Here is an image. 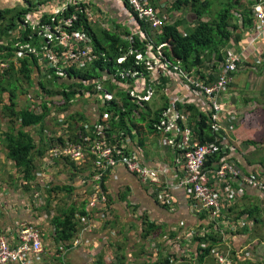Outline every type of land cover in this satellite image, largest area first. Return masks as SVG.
<instances>
[{
	"label": "crops",
	"instance_id": "crops-1",
	"mask_svg": "<svg viewBox=\"0 0 264 264\" xmlns=\"http://www.w3.org/2000/svg\"><path fill=\"white\" fill-rule=\"evenodd\" d=\"M53 1L60 5L64 0H46L44 4ZM156 1H152V5L159 12ZM44 4L38 6L32 25L59 7L51 10L47 6L43 10ZM256 6L264 10V0ZM90 8L95 13L96 27H100L103 13V16L107 15L103 19L106 22H110L109 16H118V25L132 31L129 38L150 39L160 49L153 40L155 32L148 27L149 36L139 30L134 13L125 0H90ZM170 13L173 14L168 12L163 17L159 12L164 25L183 21L182 12ZM169 19H173V23L170 24ZM29 21L23 19L22 29ZM189 28L184 25L179 31ZM242 29L237 31L241 40L232 41L234 46L227 50L228 55H239L240 64L237 72L229 76L218 103L226 116L224 126L231 130L225 136L226 144H230L229 159L243 175L258 179L264 178V117L261 108L264 106V32L254 21ZM146 49L147 43L141 51ZM204 69L206 74L213 72L216 81L223 67L217 71L208 67ZM165 73L162 70V76L148 75V79L131 81V90L146 97V101L137 105L139 113L125 117L128 128L125 127L124 137L115 133L113 136L116 137L106 141L119 146L143 166L163 171L165 176L162 178L166 180L160 184L143 182L138 175L119 164L102 181L100 191L103 197H100L95 194L93 160L87 157L83 164H76L70 160L51 159L48 149L42 157L34 156L36 178L30 182L29 190L20 170L0 146V236L6 237L12 248L17 247L20 225L25 223L35 227L41 237L43 253L34 260L35 264H218V257L225 258L226 264L264 263V197L257 190L243 188L233 197V205L224 209L219 217H213L210 212L193 208L182 188V157L165 141L174 133L157 130V113L167 111L170 118L167 120L191 128L194 142L200 143L197 119L194 120L193 116L198 118V114L204 113L211 117L213 101L199 91L185 89L183 80L175 73ZM79 94L72 100V110H79L90 118V122H80L81 125L93 126L95 113H99L95 110L97 98ZM177 115L186 118V126L180 118L175 122ZM63 129L56 131L58 129L54 128V135L60 136ZM31 133L37 141V134ZM248 140L255 143L249 144ZM230 186L239 188L237 182H231ZM105 203L110 207H107L108 211L104 208ZM81 209L85 210V215L77 214ZM253 209L254 213L251 212ZM73 211L78 221L77 232L71 241L56 243L53 219ZM148 223L154 228L149 230ZM204 236L207 241H201ZM209 247L212 249L206 253L204 250Z\"/></svg>",
	"mask_w": 264,
	"mask_h": 264
},
{
	"label": "trees",
	"instance_id": "trees-1",
	"mask_svg": "<svg viewBox=\"0 0 264 264\" xmlns=\"http://www.w3.org/2000/svg\"><path fill=\"white\" fill-rule=\"evenodd\" d=\"M21 1L23 8H11L7 0H0L2 3L0 5V60L7 63L6 68L0 69V146L4 147L7 158L14 162L20 170L23 175L22 179L30 190L29 184L36 178L35 155L42 157L48 148L63 144L66 139L83 145H86L87 138L90 141H101L99 132L95 131V123L109 125L110 129L106 131L105 141L116 137L113 136L115 133L118 134L117 136L124 137L125 127L128 128L125 125V117H129L132 113H139L137 111L139 107L130 96L132 87L123 86L126 83L131 84L133 80L130 78L121 79L118 76L117 80L125 84L118 86L112 80L102 83L106 87L104 89L112 94V100L105 99L104 92L97 91V86L101 84L99 80L104 76L110 77L117 71L131 69L146 74L144 65H137L135 54L131 55L129 52L132 46L143 50L148 41L147 38L141 40V37L134 36V43H131L128 35L133 34L132 31L129 32L128 28L124 29L121 25H114V31L95 28L87 22L83 15H79V20L73 25L72 30H81L89 36L96 59L86 69L75 66L67 67L65 68L66 74H62V76L50 69V78L40 81L38 79L41 67L38 65L39 57L31 52V49L36 52L41 51L40 38L29 25L31 22L33 23L32 20L38 6H42L44 3H39L37 0ZM262 1L174 0L169 8V14H173L170 12L183 13L185 11L190 14V18L172 25H163L161 31L155 32L154 43L160 48L162 56L169 64L179 65L194 80L209 85L215 79H213V72L210 74L204 72V67L215 71L220 67L222 69L226 56H228L227 50L234 46L232 41L239 42L241 40V35L237 31L251 26L253 21L256 22L253 8ZM62 3L63 1L60 4ZM125 3L127 4V2ZM155 11L158 10L155 9ZM75 12L76 8L70 6L60 14L57 21L66 19ZM23 19L30 20L24 29H22ZM134 19L139 30L151 36L146 23L139 21L135 14ZM40 22L47 23V16L41 17ZM188 24L190 26L188 30L179 31V28ZM26 44L24 53L23 45ZM19 52H22L23 56L19 55ZM124 56L126 57L125 62L118 64V59ZM35 85H37L35 98H28L27 90L34 88ZM79 93H83L89 98H97L95 110L99 113H95L96 118L93 126L81 125L80 122H90V118H87L79 110H72L74 104L72 100L80 96ZM6 94L7 99H5ZM22 99L25 100L24 103ZM261 108L264 117V106ZM178 109H182V107L178 106ZM186 109L188 108L186 107ZM150 112L146 114L148 115ZM160 113H157L158 118ZM56 115L59 120L55 121L53 126L61 125L64 128V133L60 136L54 135L53 129L48 131L50 122L54 121L53 117L57 119ZM198 115V118L197 115L193 118L197 119V134L200 136V143L213 142L215 137L222 132H213L210 116L208 117L204 113ZM105 116H110V118L105 121ZM31 131L37 134V141ZM247 143L255 142L248 140ZM217 160L219 159L215 158L213 163ZM210 165L212 163L209 162L208 166ZM104 205L105 210L108 211V208L110 209L108 203ZM254 211L253 209L251 212L254 213ZM85 213V210L81 209L77 214L81 216ZM77 222L74 218V211L62 214L61 218L55 217L52 222L55 226L54 241L56 243L71 241L78 229ZM147 226L149 230L154 228L150 223ZM205 238L206 236L201 238V241H207ZM211 247L204 251L209 253Z\"/></svg>",
	"mask_w": 264,
	"mask_h": 264
},
{
	"label": "built area",
	"instance_id": "built-area-1",
	"mask_svg": "<svg viewBox=\"0 0 264 264\" xmlns=\"http://www.w3.org/2000/svg\"><path fill=\"white\" fill-rule=\"evenodd\" d=\"M125 2H127V5L138 17L139 21L146 23L150 31H161L164 22L158 11H155L152 0H125ZM82 5H85V7H82ZM70 6L75 7L76 12L66 19L57 21L60 14ZM79 15H83L89 24L95 25V13L90 8V0H64L58 10L47 16V23L37 22L30 25L32 31L36 32L40 38L39 45L41 49L39 52L31 49V52L39 57L38 63L40 62L44 65L42 67L48 69V72L51 69L59 76H62V74H66L64 67L75 66L84 69L89 67V64L96 59L89 36L81 30H72L73 25L79 20ZM253 16L259 29L264 32V10L260 6L254 7ZM129 41L134 43L131 38H129ZM26 47L27 44L23 45L24 53ZM129 54H135L136 64H143L146 74L145 72L141 73L131 69L117 71L116 74L110 77L104 76L99 80V83L112 80L120 86L125 83L118 81V76L121 79L130 78L133 81L145 80L146 76H160L162 75V70H165L175 73L188 82L190 89L199 91L208 100L213 101L211 107L213 132L225 133V135L220 133L213 142H194L191 128L186 126V118L184 116L179 117L177 115L174 120L176 122V119L180 118L186 127H180L177 122L176 126L172 120H167L169 118L167 111H162L158 118V131L166 132L165 134L174 133L172 137L165 139V141L171 149L179 152L182 157L184 173L180 184L189 196L192 207L201 212H210L213 217H217L223 211L224 205H231L233 197L236 196V193H241L243 188H254L260 196L264 197V178L258 177L257 179L254 176L247 177L243 175L232 163V160L229 159L230 144H226L225 136L231 130L227 125L224 126L226 116L222 114L218 103L220 94L224 92L225 86L229 82V76L236 72L240 64L241 58L239 55L229 53L217 80L212 84L206 85L204 82L194 80L187 73L182 72L177 65L172 66L169 64L162 56L161 51L150 42V39L144 52L131 47ZM19 55H22V52H19ZM125 60V56L119 58L118 64H122ZM6 67V61L0 60V69ZM102 86L99 84L97 91L104 92V98L112 100V94L107 92L104 87L101 89ZM123 86L129 88L131 84L126 83ZM130 96L136 105L146 101V97L138 96L135 90H130ZM109 118L110 116H105V121ZM94 126L95 131L99 132L102 138L101 141H90L87 138L86 145L65 141L64 144L56 145L49 149L50 158H68L76 164H83L87 157L93 160L95 194L100 195V197H103L102 191H100L102 181L119 164L126 166L130 172L138 175L143 182L160 184L163 180H166L162 178L165 174L160 169L147 168L130 158L129 153L123 152L120 147L107 144L105 135L106 131L110 129L109 125L95 123ZM215 158L219 160L213 163ZM209 162L212 163V166H208ZM231 182H237L239 188L232 189L230 186ZM82 221H85V219L82 218ZM42 253L40 233L31 225L25 223L20 225L19 243L16 248L11 247L6 237L0 236V264H35L34 260L39 259ZM219 259L222 261L225 258L219 257Z\"/></svg>",
	"mask_w": 264,
	"mask_h": 264
},
{
	"label": "rangeland",
	"instance_id": "rangeland-1",
	"mask_svg": "<svg viewBox=\"0 0 264 264\" xmlns=\"http://www.w3.org/2000/svg\"><path fill=\"white\" fill-rule=\"evenodd\" d=\"M41 1H46V0H37V2H39V3H44V2H41ZM152 1H156V0H152ZM173 1L174 0H157L156 1V3L158 4L157 5V7H158V9H159V12L161 13V15L164 17L165 15H166V13H168L167 11H169V8H170V6H171V4L173 3ZM7 2L10 4L9 6L11 7V8H23V3H22V1L21 0H7ZM59 3L58 2H56V1H53V2H50V3H45L44 4V7H43V10L44 9H46L47 8V6H50L51 8V10L52 9H54L55 7H57V6H60V5H58ZM0 5H2V3H0ZM94 12V11H93ZM158 12V13H159ZM97 13H99V12H97ZM105 13H103L102 14V16H101V11H100V13H99V15L101 16V17H103V19L105 18V17H107V15H105V16H103ZM184 16L182 17V19L183 20H186L187 21V19L188 18H190V14L189 13H187V12H183L182 13ZM109 18V20H110V22L108 21V22H106V20L104 21L103 19H101V21H102V23H101V25H100V27L99 26H97L96 27V25L94 26L95 28H99V29H105V30H111L112 29V31H114L115 29H114V25L112 24V22L114 23V24H116V25H118V16H109L108 17ZM190 20V19H189ZM168 22L171 24V23H173V19H169L168 20ZM191 22V21H190ZM97 23H99V22H97ZM166 24V23H165ZM167 25H169L168 23H167ZM189 25V24H188ZM106 28H105V27ZM117 32H120V30H117ZM129 32H131L130 30H129ZM121 34H123V32H121ZM156 55H157V53H156ZM38 65L39 66H41L40 68H39V70H40V75H39V80L40 81H46L47 79H49L50 78V75H49V72H48V69H46V68H44V67H42V66H44V65H42L40 62L38 63ZM64 68H66V67H64ZM164 71V73L165 72H167V71H165V70H163ZM165 75H167V73H165ZM150 77V76H149ZM37 80V79H36ZM181 82H183L184 84H185V89H187L188 88V90L190 91L191 89L189 88V86L185 83L186 81L184 80V81H181ZM181 82H179V83H181ZM36 87H37V85H35V87L34 88H32V89H28L27 90V93H28V98H35V96H36ZM101 89H103V86L101 87ZM8 98V96H7V94H6V96H5V99H7ZM94 99H96V98H94ZM57 116V119H59L58 118V115H56ZM53 119H54V121H52V122H50V124H49V129H48V131L49 130H52V129H54V128H57L58 130H56V131H59V130H61V126H53V123L55 122V121H57V119L55 118V117H53ZM55 125V124H54ZM233 146H234V144H233ZM235 147V146H234ZM218 264H226V260L224 259V260H220L219 259V257H218ZM264 264V263H263Z\"/></svg>",
	"mask_w": 264,
	"mask_h": 264
},
{
	"label": "clouds",
	"instance_id": "clouds-1",
	"mask_svg": "<svg viewBox=\"0 0 264 264\" xmlns=\"http://www.w3.org/2000/svg\"><path fill=\"white\" fill-rule=\"evenodd\" d=\"M256 7V6H255ZM254 9V8H253ZM94 26V25H93ZM182 79V78H181ZM183 80V79H182ZM184 81V80H183ZM188 85V84H187ZM64 138H66V137H64ZM65 141H69L68 139H66V140H64V142ZM64 142H63V144H64ZM70 142H72V143H79V142H73V141H70ZM57 145H60V144H57ZM62 145V144H61ZM56 146V145H55ZM54 147V146H53ZM52 148V147H51ZM48 149H50V148H48ZM52 159V158H51ZM62 160H70V159H68V158H62ZM70 161H72V160H70ZM73 162V161H72ZM73 163H75V162H73ZM216 163V162H215ZM191 202V201H190ZM230 206V205H229ZM229 206H226V205H224V209H226V208H228ZM224 209H223V211H224ZM223 211L221 212V213H223ZM221 215V214H220ZM218 217V216H217Z\"/></svg>",
	"mask_w": 264,
	"mask_h": 264
}]
</instances>
